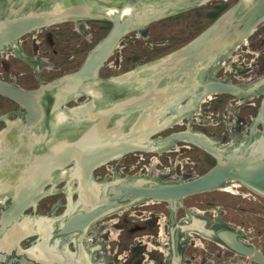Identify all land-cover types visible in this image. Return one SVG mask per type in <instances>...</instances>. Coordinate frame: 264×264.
<instances>
[{
    "label": "flooded vegetation",
    "instance_id": "1",
    "mask_svg": "<svg viewBox=\"0 0 264 264\" xmlns=\"http://www.w3.org/2000/svg\"><path fill=\"white\" fill-rule=\"evenodd\" d=\"M21 2L0 0V31ZM90 2L121 21L123 14L135 18L160 1ZM207 2V12L221 7L209 24L234 4L205 0L199 5ZM182 11L136 24L116 41L98 70L100 79L52 85L38 110L35 100L25 106L0 93V264H259L264 225L256 228V216L264 219V197L240 179L226 178L215 188L173 201L125 196L127 186L191 180L216 165L218 157L264 158V117L257 118L264 101V18L202 77L237 84L239 94H200L201 87L179 75L153 83L111 80L151 61L129 69L120 65L111 73L118 52L123 62L144 55L132 43L141 41L163 58L193 39L201 30L181 44L150 34L152 26ZM113 25L112 19H78L2 36L0 81L35 90L68 77ZM154 99L166 105L161 117L166 126L149 135L147 125L138 128L137 122ZM187 128L212 151L189 139H166ZM90 131L92 141L106 144L84 145ZM156 140L164 144L157 146ZM108 146L114 154L90 166L87 153ZM14 203L21 209L7 211Z\"/></svg>",
    "mask_w": 264,
    "mask_h": 264
},
{
    "label": "water",
    "instance_id": "2",
    "mask_svg": "<svg viewBox=\"0 0 264 264\" xmlns=\"http://www.w3.org/2000/svg\"><path fill=\"white\" fill-rule=\"evenodd\" d=\"M93 0H22L15 10H12L4 21V28L0 31V39L8 36H18L34 27L49 25L63 21H75L78 19H108L113 20L114 25L106 35L87 53L83 63L68 77L62 76L51 84L43 85L35 90H23L12 87L0 81V93L18 100L27 105V101L35 100V109H40L39 101L44 97V90L52 85L58 86L64 81L72 83L80 81H96L98 70L103 61L111 52L118 38L132 29L136 24H145L149 21L185 10L199 5L205 0H159L158 4H152L147 11L131 17L130 14L121 17L102 12L90 2ZM264 18V0H238L226 10L221 12L209 25L202 29L193 39L185 43L167 57L153 59L143 65L134 67L132 70L120 74L114 80L121 81L124 78L134 77V80L158 82L162 78L172 75L181 78L184 83L194 82L193 87H201L200 94L208 92H230L239 94L242 88L237 84L223 82L217 79L202 81L207 67L217 61L222 55L228 53L239 43L255 26ZM144 73V74H143ZM143 74V75H141ZM66 77V78H65ZM109 81V79H107ZM188 86V85H187ZM179 90L183 91L184 86ZM200 96H198L199 98ZM33 99V100H32ZM25 101V102H24ZM193 102L182 105V112L190 109ZM30 105V103H28ZM33 106V105H32ZM141 105L136 106L139 108ZM168 107V105H167ZM32 108V107H30ZM29 108V109H30ZM166 105L158 100L149 101L147 110L138 115V128L142 123L147 125L148 133L158 131L165 127L162 125V115ZM33 112V111H32ZM264 117V101L261 104L257 118ZM256 122V119H255ZM186 131L172 133L166 139H189L208 151L210 146L202 143L195 136ZM84 145L89 147L103 146L104 139L99 142L92 141L95 133L90 131ZM163 140H156V145H163ZM105 150L87 153L86 161L90 166L111 157L114 152L108 146ZM238 178L257 193L264 197V158L240 159L229 156L227 160L218 157V163L205 173L184 182L157 183L140 186L125 187V196L132 194L162 199L167 201L178 200L185 195L206 191L217 187L226 178ZM21 209L15 203L10 205L7 211ZM234 246V245H232ZM235 247V246H234ZM256 262L264 264V257L256 252Z\"/></svg>",
    "mask_w": 264,
    "mask_h": 264
},
{
    "label": "rangeland",
    "instance_id": "3",
    "mask_svg": "<svg viewBox=\"0 0 264 264\" xmlns=\"http://www.w3.org/2000/svg\"><path fill=\"white\" fill-rule=\"evenodd\" d=\"M214 0H211V2ZM235 0H227L228 4L231 5L234 3ZM213 3V2H212ZM210 5L208 2L203 5H198L190 10H183L182 13L179 16H171L168 19H164L162 21H159L157 24L151 27L150 34L153 36V38L162 36V37H169L173 40H179L176 44H181L191 38L193 35L198 33L200 30H202L205 26L209 24L211 21V17L207 16V11L210 9ZM69 27H74L73 23H63ZM130 34H133V32H130ZM130 46L124 49H129ZM132 49L133 50H141L143 51V56L140 58L129 61V62H123L120 61L121 52H118V57L116 59V68L113 67L111 70V73L118 72L119 66L122 65L121 68L123 69H129L131 67H134L135 65L142 64L143 62L152 60L156 58L160 53L156 52V50H152L149 47H144L142 45L141 41H137L134 44L132 43ZM145 56V57H144ZM113 59H110V62ZM47 78L45 76L43 79ZM221 111V108L217 110V112ZM216 112V111H215ZM227 114V112H224ZM205 114V113H204ZM207 115H210L209 113H206ZM262 213L263 211L260 210ZM256 228L261 230V225H264V219L262 217L256 216ZM261 246L264 249V239L261 240Z\"/></svg>",
    "mask_w": 264,
    "mask_h": 264
},
{
    "label": "trees",
    "instance_id": "4",
    "mask_svg": "<svg viewBox=\"0 0 264 264\" xmlns=\"http://www.w3.org/2000/svg\"><path fill=\"white\" fill-rule=\"evenodd\" d=\"M220 10L221 7H218L217 9H213L212 11L207 12V16L213 18L219 13Z\"/></svg>",
    "mask_w": 264,
    "mask_h": 264
},
{
    "label": "bare ground",
    "instance_id": "5",
    "mask_svg": "<svg viewBox=\"0 0 264 264\" xmlns=\"http://www.w3.org/2000/svg\"><path fill=\"white\" fill-rule=\"evenodd\" d=\"M127 1H130V0H127ZM126 2V1H125ZM96 3V2H95ZM122 5V4H121ZM132 5V4H131ZM135 5V4H134ZM110 6V5H109ZM116 7V6H115ZM105 9V8H104ZM119 10V9H118ZM126 11L128 10V9H125ZM116 11V10H115ZM144 74V73H143ZM143 74H141V75H143ZM124 95V94H123ZM45 97V96H44ZM46 98V97H45ZM117 99V98H116ZM107 101V100H106ZM104 104V103H103ZM101 105V104H100ZM175 108V107H174ZM50 131V130H49ZM55 136V135H54ZM229 186V185H228Z\"/></svg>",
    "mask_w": 264,
    "mask_h": 264
}]
</instances>
